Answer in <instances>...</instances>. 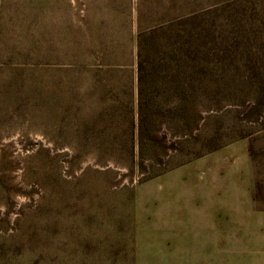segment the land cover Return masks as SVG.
<instances>
[{
  "label": "rangeland",
  "instance_id": "1",
  "mask_svg": "<svg viewBox=\"0 0 264 264\" xmlns=\"http://www.w3.org/2000/svg\"><path fill=\"white\" fill-rule=\"evenodd\" d=\"M217 145L255 200L218 246L198 183L224 154L180 165ZM261 216L264 0H0V264H264Z\"/></svg>",
  "mask_w": 264,
  "mask_h": 264
},
{
  "label": "crops",
  "instance_id": "2",
  "mask_svg": "<svg viewBox=\"0 0 264 264\" xmlns=\"http://www.w3.org/2000/svg\"><path fill=\"white\" fill-rule=\"evenodd\" d=\"M214 153L218 154H224V159H222L219 156L218 162L216 166H213V170L209 172L206 175H200L199 178V187L200 189L205 193L204 196L200 197V200L204 203L205 202V195L206 193L211 195L210 197L208 196V202L207 204L209 205L208 207L211 210V216H210V228L209 231H203L204 234H207V239L208 241L212 242L213 245L216 244V246L219 245L220 240L223 242H240V240L245 241L246 239L252 238V226L251 223L248 221L246 222L244 219L239 226V228L235 227H225L220 225L219 219L221 218L220 216V211L221 209L227 213L228 216H224V218L229 219L231 223L233 220H231V216L229 213H233L235 209L237 210H242L247 214H250L251 218V209L252 206L255 202L254 196L252 197V191H253V183H252V172H251V160L247 154V150L244 151V149L239 148L237 150V147H223L220 148L217 151H214L210 154H207L203 156L200 159H203L207 156H210ZM229 154H234L235 156L239 154V158H235V167L236 170L234 171H229V170H222L221 169H232V161L231 157H229ZM227 155L228 160H225ZM223 157V156H222ZM239 160V161H238ZM244 168V172H239L241 168ZM239 192L241 193L239 197H234L233 200L237 201V206H230L231 203V198L230 195L229 197L225 198V201L222 202L221 204V192H226V193H231V192ZM214 195L218 196L217 201H215ZM228 205V206H227ZM217 213V215L215 214ZM262 217V216H261ZM264 220V216L262 217ZM239 224V223H238ZM249 224V225H246ZM258 226V224L256 225ZM258 227L264 228V221L263 225H260ZM187 233H189V230L186 228L185 231H182V235L187 236ZM188 237V236H187ZM240 239V240H239ZM222 242V243H223ZM183 245V244H182ZM188 245V244H186ZM208 245V244H207ZM218 249V247H217ZM181 250L183 253H187V246H181Z\"/></svg>",
  "mask_w": 264,
  "mask_h": 264
},
{
  "label": "trees",
  "instance_id": "3",
  "mask_svg": "<svg viewBox=\"0 0 264 264\" xmlns=\"http://www.w3.org/2000/svg\"><path fill=\"white\" fill-rule=\"evenodd\" d=\"M183 15L182 14H178V15H172L171 17H164L158 21H154L152 22V24H148V27H145V28H141L142 31H141V34H145V35H149V36H152L157 30H163V26L164 24H172L176 21H179L180 19H182ZM138 21L140 22V19H138ZM156 22H160L161 24H158L156 25L155 23ZM144 26V25H143ZM142 27V26H141ZM140 28V26H139ZM139 40H140V36H139ZM138 57L140 58V52L138 53ZM137 81H138V84L142 86V84H146V77L147 75L145 74L144 72V64H143V61H138L137 63ZM142 91V88L139 89L138 91V95H140V92ZM138 108H139V105H138ZM139 116L141 118V123H142V112H140L139 110ZM223 145H217V146H213V147H209L206 149V151L204 152H196L194 154H192L193 156L191 158H188L187 160H185L184 162L180 163V165H183V164H187L193 160H196L198 158H201L207 154H210L214 151H217L219 150L220 148H222ZM142 150V146L139 145V151ZM160 169L157 170V171H152V172H147V171H142V178H141V182H145V181H148V180H151L153 178H156V177H159L163 174H165L166 172L169 171V169L167 168L166 166V163L164 162H161L160 164ZM142 170V169H141Z\"/></svg>",
  "mask_w": 264,
  "mask_h": 264
}]
</instances>
